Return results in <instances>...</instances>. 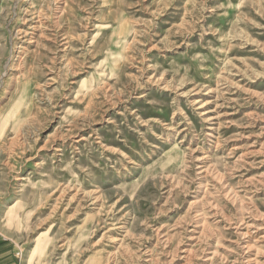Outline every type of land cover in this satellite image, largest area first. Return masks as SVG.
<instances>
[{"label":"rangeland","instance_id":"obj_1","mask_svg":"<svg viewBox=\"0 0 264 264\" xmlns=\"http://www.w3.org/2000/svg\"><path fill=\"white\" fill-rule=\"evenodd\" d=\"M0 264H264V0H0Z\"/></svg>","mask_w":264,"mask_h":264},{"label":"bare ground","instance_id":"obj_2","mask_svg":"<svg viewBox=\"0 0 264 264\" xmlns=\"http://www.w3.org/2000/svg\"><path fill=\"white\" fill-rule=\"evenodd\" d=\"M28 33H26V35H27Z\"/></svg>","mask_w":264,"mask_h":264}]
</instances>
